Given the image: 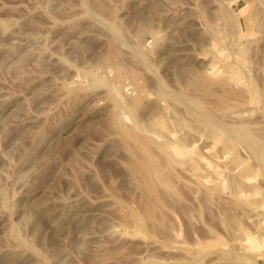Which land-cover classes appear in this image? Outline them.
I'll list each match as a JSON object with an SVG mask.
<instances>
[{
	"label": "rangeland",
	"instance_id": "obj_1",
	"mask_svg": "<svg viewBox=\"0 0 264 264\" xmlns=\"http://www.w3.org/2000/svg\"><path fill=\"white\" fill-rule=\"evenodd\" d=\"M256 147L264 0H0V264H264Z\"/></svg>",
	"mask_w": 264,
	"mask_h": 264
},
{
	"label": "bare ground",
	"instance_id": "obj_2",
	"mask_svg": "<svg viewBox=\"0 0 264 264\" xmlns=\"http://www.w3.org/2000/svg\"><path fill=\"white\" fill-rule=\"evenodd\" d=\"M236 27H237V24H236ZM239 27V26H238ZM237 27V28H238ZM212 76V75H211ZM185 100V99H184ZM124 118V117H123ZM202 118V117H201ZM203 118H205V117H203ZM116 119V118H115ZM121 120V119H120ZM124 120V119H123ZM203 120V119H202ZM116 121H117V119H116ZM157 122H160V124L162 125V121H157ZM156 124H158V123H156ZM216 128V127H215ZM229 130V129H228ZM227 130V131H228ZM229 132L230 133H233V135L235 136V137H237L238 139H240V140H242V141H247V142H250V141H252V139H251V135L246 131V132H244V131H241V132H235V131H230L229 130ZM228 132V134H230ZM233 142V141H232ZM254 152H255V157L257 158V159H263V161H264V149H261V148H258V147H256V148H254V149H252ZM153 164V163H152Z\"/></svg>",
	"mask_w": 264,
	"mask_h": 264
}]
</instances>
